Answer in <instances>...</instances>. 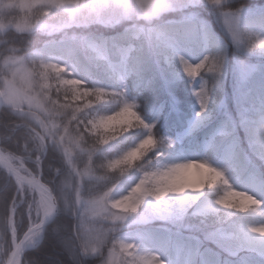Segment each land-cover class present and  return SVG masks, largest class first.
I'll return each instance as SVG.
<instances>
[{
	"label": "clouds",
	"instance_id": "clouds-1",
	"mask_svg": "<svg viewBox=\"0 0 264 264\" xmlns=\"http://www.w3.org/2000/svg\"><path fill=\"white\" fill-rule=\"evenodd\" d=\"M0 264H264V2L0 0Z\"/></svg>",
	"mask_w": 264,
	"mask_h": 264
},
{
	"label": "rangeland",
	"instance_id": "rangeland-1",
	"mask_svg": "<svg viewBox=\"0 0 264 264\" xmlns=\"http://www.w3.org/2000/svg\"><path fill=\"white\" fill-rule=\"evenodd\" d=\"M252 2H256V0H252ZM261 2H264V0H261ZM213 28L219 32L220 29H219V26L215 24V22H213ZM229 65H230V75L225 83V93L227 95V103H228V107L230 109H232L233 111L235 110V106H234V103H233V87H234V81H233V77H232V74H231V51L229 53ZM188 94L187 93H184L183 90H182V98H187Z\"/></svg>",
	"mask_w": 264,
	"mask_h": 264
},
{
	"label": "trees",
	"instance_id": "trees-1",
	"mask_svg": "<svg viewBox=\"0 0 264 264\" xmlns=\"http://www.w3.org/2000/svg\"><path fill=\"white\" fill-rule=\"evenodd\" d=\"M180 94H181V98H182V90H180ZM182 99H185V98H182ZM185 100H186V101H190V100H191L190 95H188L187 98H186Z\"/></svg>",
	"mask_w": 264,
	"mask_h": 264
}]
</instances>
